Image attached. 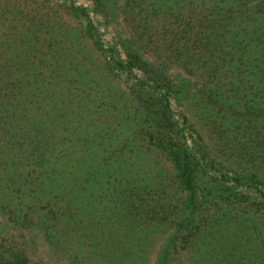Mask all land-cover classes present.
Returning <instances> with one entry per match:
<instances>
[{"label": "trees", "instance_id": "trees-1", "mask_svg": "<svg viewBox=\"0 0 264 264\" xmlns=\"http://www.w3.org/2000/svg\"><path fill=\"white\" fill-rule=\"evenodd\" d=\"M86 1L0 0L10 227L164 223L163 259L264 264V0Z\"/></svg>", "mask_w": 264, "mask_h": 264}, {"label": "rangeland", "instance_id": "rangeland-1", "mask_svg": "<svg viewBox=\"0 0 264 264\" xmlns=\"http://www.w3.org/2000/svg\"><path fill=\"white\" fill-rule=\"evenodd\" d=\"M75 3L89 6L86 0H75ZM90 14L106 43L127 35L128 28L120 14H116L113 23L109 24L105 23L102 14ZM145 182L148 183V178ZM30 215L35 216V213ZM8 216L12 214L0 209V264H165L166 261L168 264H189L190 257L194 256L189 243L185 249L179 245L176 251L170 249L167 260L163 259L162 252L173 234V227L164 223L137 227L139 234L136 236L124 226L127 223L124 218H116L111 224H106L103 218L100 222L95 219L91 221L94 223L88 222L84 230L73 231L64 225L61 213L57 214V221L45 219L46 226L35 221L34 225L22 227L18 223L12 228ZM48 226L60 231L63 228L58 237L63 239L61 243H56L54 230ZM9 233L14 237L11 238ZM15 250L22 252L24 259L17 258L16 253L8 254Z\"/></svg>", "mask_w": 264, "mask_h": 264}]
</instances>
